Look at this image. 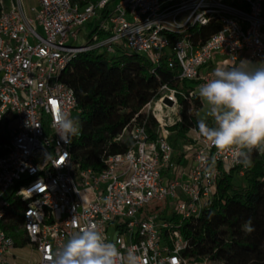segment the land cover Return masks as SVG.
I'll use <instances>...</instances> for the list:
<instances>
[{
	"label": "built area",
	"instance_id": "built-area-1",
	"mask_svg": "<svg viewBox=\"0 0 264 264\" xmlns=\"http://www.w3.org/2000/svg\"><path fill=\"white\" fill-rule=\"evenodd\" d=\"M38 1L29 16L22 0L12 1L8 11L0 0V264H15L16 240L3 226L11 216L25 246L37 253L35 264H51V252L92 225L122 252L139 249L155 257L152 264H170L172 257L179 264H223L188 261L181 224L199 217L215 197L220 163L226 170L242 166L240 176L246 167L234 162L232 150L218 151L197 127L189 130L192 139L182 155L170 127L181 120L179 96L198 97L195 90L213 78L214 68L240 60L253 65L264 57V0ZM212 20L221 29L195 42L194 28ZM91 21L94 28L85 33ZM90 50L142 54L154 68L165 57L181 82L159 88L114 138H129L130 147L104 154L99 169L75 162L54 123L58 113L76 121L81 112L62 74ZM139 114L144 118L137 120ZM45 153H52L48 162ZM16 200L21 205L14 216Z\"/></svg>",
	"mask_w": 264,
	"mask_h": 264
},
{
	"label": "trees",
	"instance_id": "trees-1",
	"mask_svg": "<svg viewBox=\"0 0 264 264\" xmlns=\"http://www.w3.org/2000/svg\"><path fill=\"white\" fill-rule=\"evenodd\" d=\"M220 29L217 20L196 26L194 41L204 43ZM62 80L74 88L81 108L76 118L81 135L72 138V157L81 168L93 169L103 166L104 154L124 152L130 147L129 138H114L162 85L181 84L178 71L169 67L165 57L154 68L142 54L123 51L107 55L97 50L78 54L63 72ZM179 102L181 120L171 127L177 136L172 139L175 146L177 138H186L189 130L197 127L198 117L193 110L203 105L199 97L179 96ZM142 118L139 114L137 120ZM154 123L152 118L150 129ZM251 158L252 165L242 176V166L226 170L220 163L215 197L199 217L182 222L181 232L187 241L182 254L188 261L264 264V154L252 150ZM14 203L12 215L17 216L21 201ZM17 223L11 216L3 226L15 238L17 247H24L27 239L15 230Z\"/></svg>",
	"mask_w": 264,
	"mask_h": 264
},
{
	"label": "clouds",
	"instance_id": "clouds-1",
	"mask_svg": "<svg viewBox=\"0 0 264 264\" xmlns=\"http://www.w3.org/2000/svg\"><path fill=\"white\" fill-rule=\"evenodd\" d=\"M194 95L205 108L197 119L198 131L218 151L232 150L234 162L246 168L252 165L253 149L264 154V62L252 65L240 60L231 67L217 66L213 78L200 84ZM54 123L65 144H72V138L81 135L78 122L63 112L56 115ZM51 156L45 153L47 162ZM212 165L205 168L206 174ZM76 222L74 217L72 223ZM47 259L51 264H152L155 257L146 258L139 249L122 252L92 225L78 228ZM170 264H179V260L172 257Z\"/></svg>",
	"mask_w": 264,
	"mask_h": 264
},
{
	"label": "rangeland",
	"instance_id": "rangeland-1",
	"mask_svg": "<svg viewBox=\"0 0 264 264\" xmlns=\"http://www.w3.org/2000/svg\"><path fill=\"white\" fill-rule=\"evenodd\" d=\"M6 1L8 2L9 0H6ZM32 1L33 0H24V4L30 3ZM183 21H184V19L180 18L179 22L182 23ZM94 25H95V23L92 22V21L91 22H86L85 25H84V28H83L84 32L86 33V32L92 31L93 28H94ZM86 40H87V35H84L83 37L80 38L78 43L79 44L83 43ZM261 62H264V57H262L259 61H256L253 65L259 64ZM181 87L183 89H185V84H182ZM204 111H205L204 105H202L199 108H195L193 110V112L195 113V115L197 117L203 116ZM177 117L178 116H175L174 119L177 120ZM171 127H170L171 139H175L177 136H176V133L171 130ZM191 139L192 138L190 137L189 132L187 133L186 138H177V147H176L177 151L179 153L182 152V155L187 154L188 150L184 149L183 145H186V143L188 144V142L191 141ZM183 152H185V154H183ZM12 252L16 255V257L12 256L10 258V263L12 262V263H15V264H35V260H37V253L32 251V248L30 246L17 247L15 249H13Z\"/></svg>",
	"mask_w": 264,
	"mask_h": 264
},
{
	"label": "crops",
	"instance_id": "crops-1",
	"mask_svg": "<svg viewBox=\"0 0 264 264\" xmlns=\"http://www.w3.org/2000/svg\"><path fill=\"white\" fill-rule=\"evenodd\" d=\"M12 1H14V0H9L8 2L6 0H3L4 9L6 11H8V10L11 9V7H12ZM22 3H23L24 8H25V10H26V12H27V14L29 16H33L34 15V12L31 10V8L33 6H38L39 5V1L38 0H33L32 2L27 3V4H24V0H22ZM188 163H189L188 161L187 162H184V165L185 164L188 165Z\"/></svg>",
	"mask_w": 264,
	"mask_h": 264
}]
</instances>
